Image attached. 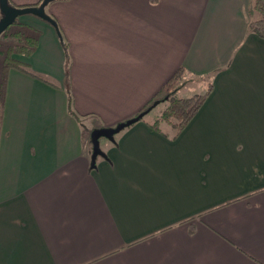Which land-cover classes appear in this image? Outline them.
Returning a JSON list of instances; mask_svg holds the SVG:
<instances>
[{"label": "crops", "instance_id": "1", "mask_svg": "<svg viewBox=\"0 0 264 264\" xmlns=\"http://www.w3.org/2000/svg\"><path fill=\"white\" fill-rule=\"evenodd\" d=\"M248 3L56 0L59 33L24 19L40 36L13 57L59 82L7 73L0 264H264V39L247 33ZM180 67L217 70L185 128L144 115L93 161L90 132L134 117Z\"/></svg>", "mask_w": 264, "mask_h": 264}, {"label": "trees", "instance_id": "2", "mask_svg": "<svg viewBox=\"0 0 264 264\" xmlns=\"http://www.w3.org/2000/svg\"><path fill=\"white\" fill-rule=\"evenodd\" d=\"M42 1L43 0H41L40 3ZM52 1L56 0H49L48 3ZM40 3L36 4L35 6L39 5ZM10 4L17 7H24L20 5H14L12 3ZM247 12L249 15L247 33L254 34L258 38L264 39V0H249ZM10 35L14 37L12 40L15 43H9L8 45L7 56L5 58L7 65L6 67H4V79L0 84V133L5 102L6 76L10 69L14 68L20 70V66H18L16 63V61L18 60H15L13 56L17 53L25 56L30 55L36 47L37 42L36 38L30 36V34H27L25 32L17 31ZM186 75L187 70L184 67L178 68L163 85L161 89L162 95L160 97V94L158 96L155 95L140 111H138L135 116L143 114V117L144 115L152 111L160 103H165V106L159 118L155 121V123L151 125V127L153 129H158L157 126L159 123L166 122L175 127V133L181 132L201 108L213 88L210 83L208 84L205 92L193 94L189 97L178 98L176 97L177 91L185 82ZM68 104L70 110V97L68 98ZM70 112L71 114H74L72 113V110H70Z\"/></svg>", "mask_w": 264, "mask_h": 264}, {"label": "rangeland", "instance_id": "3", "mask_svg": "<svg viewBox=\"0 0 264 264\" xmlns=\"http://www.w3.org/2000/svg\"><path fill=\"white\" fill-rule=\"evenodd\" d=\"M33 15H30V14H26V15H22V16H19L17 17L16 19V22L9 26L1 35H0V51H1V54H0V84L1 82L3 81V74H4V67H6V56H7V48H8V45L9 43H15L12 39L14 38L13 36H11L10 34L12 33H15V32H25L27 34H30V36H33L34 38H36V40L39 38L40 36V32L33 28V27H30V25L26 24V23H23L25 22L24 19H26V17H32ZM35 17V16H34ZM30 28V29H29ZM64 49V52H65V48ZM35 50V48H34ZM33 50V52H34ZM32 52V53H33ZM31 53V54H32ZM18 54V53H17ZM15 54V56H19V57H22V58H26V57H30V55L28 56H25V55H22V54ZM13 56V55H12ZM11 56V57H12ZM64 57H65V61H64V73H65V78H66V70H67V66H68V63H67V55L66 53L64 54ZM17 60V59H15ZM17 65L20 66V70L22 71H26L28 73H31V74H34L35 76H37L39 79L41 80H44L50 84H53V85H58V79L51 76V75H46V74H43V72H40L36 69H34L31 65L23 62V61H16ZM217 73V70H213L209 73H205V74H199V73H192L190 71H187V75L185 76V82L183 83V85L181 86V88L177 91V94H176V97L178 98H183V97H189V96H192L193 94H198V93H202V92H205L206 89H207V86L208 84L211 83L212 85V81H213V77L214 75ZM7 78V76H6ZM6 85H7V81H6ZM1 86V85H0ZM213 87V86H212ZM1 88V87H0ZM1 90V89H0ZM162 95V93L159 95V97ZM158 107L154 108L151 113H147L145 115V118L144 116L140 119L142 120L143 118L144 119H152V120H155L156 117H154V115H157L159 112H161L165 106V103H160L159 105H157ZM149 114V115H148ZM148 115V116H147ZM139 120V121H140ZM170 128L173 129V131H175V127L173 125H170ZM224 129H230V132L228 133V135H231V134H236V130L234 129V127H231V126H227V127H223ZM252 131H251V127H239V131L238 133H242L244 134V136L250 134ZM223 133V131H222ZM104 139L101 138V141H103ZM258 144V143H255V145ZM234 145H238V143H231V142H228V149H234ZM261 145V144H260ZM262 145H264V143H262ZM261 145V147L259 148L260 149V153L261 155L264 154V152H262V148L263 146ZM238 149H246V150H251V145L249 142H243V143H239L238 145ZM252 158L251 157H247V158H244L243 161H244V167H246L245 165H247V168L245 169V182H250V180L255 176V169H251L249 168V166L253 165L252 163ZM259 162H260V166H264V156H261L259 157Z\"/></svg>", "mask_w": 264, "mask_h": 264}, {"label": "water", "instance_id": "4", "mask_svg": "<svg viewBox=\"0 0 264 264\" xmlns=\"http://www.w3.org/2000/svg\"><path fill=\"white\" fill-rule=\"evenodd\" d=\"M49 0H43L39 5L37 6H25V7H17L10 4L9 0H0V35L11 25H13L16 22L17 17L30 14L33 16H36L47 23H49L51 26H53L57 33H59L58 26L56 21L46 14L45 7L47 5ZM143 114H140L138 116L132 117L130 119H127L126 121H123L121 123H118L115 127L111 128H99V129H93L90 132V139L92 144V160L94 161L95 158L101 154V150L99 147V139L105 138L108 140H113L114 135L119 133L122 129L130 126L131 124L137 122Z\"/></svg>", "mask_w": 264, "mask_h": 264}]
</instances>
